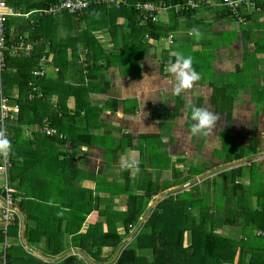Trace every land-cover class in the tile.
Returning <instances> with one entry per match:
<instances>
[{"label":"trees","instance_id":"1","mask_svg":"<svg viewBox=\"0 0 264 264\" xmlns=\"http://www.w3.org/2000/svg\"><path fill=\"white\" fill-rule=\"evenodd\" d=\"M5 1L7 2V0ZM57 1L59 0H55L50 4ZM148 1L157 3L160 0H126V3L122 4L120 7L98 4L77 14L64 13L58 16L42 18L40 22L34 26L29 25L30 22L26 20L21 23V29L14 31L13 34L11 33V27L14 22L11 21V18L7 21V48L5 47L6 50L4 52L6 67L0 75V83L1 81L3 82L4 76L6 78L7 74H11L8 79H5V83L3 82V86L5 87V91L3 92L5 93L7 91V96L13 95V89L11 92L9 87L16 85L15 87L20 88L19 93L16 94L17 96H15L14 99H8V104L10 106L19 107L18 118L15 121H9L15 123L9 128L10 132L12 130L13 134L16 133L18 137L22 138L21 143L24 148L25 146L26 148H31L32 153H30V156L38 155L37 162L40 169V175L34 177L30 168H28L29 166H20V173L16 175L14 180L11 179L12 182L10 185L12 186L13 181L17 180V184L15 185L16 194H14V197L16 200H20L19 206L26 214L25 238L27 242L29 244L36 242L43 243L44 251L51 257H58L64 254L67 249L74 248L85 252L90 259L97 264L109 263L123 242L127 238H130L132 233L135 232L136 227L147 212L150 203L154 201L158 195L164 194L169 189L184 185L199 175L195 174V176H193L195 173L193 169H187L185 173L177 166V162L175 165L170 162V159L167 158L168 153L166 150L164 148H158L156 145L161 142L160 135H139V143L135 146L134 140H136V137L134 134L130 133L121 140V148H123V146L130 147L141 152V161L137 165L140 171H148L146 162L148 161L151 164L149 168L152 172L148 173V177L139 179V176H137L135 178L136 180L133 181L132 176L129 177L133 168H120L121 175L124 179L126 178V183L121 186L125 189L109 191V197H105L104 193H101L104 191L99 190L100 181H98V179H95L97 184L95 190L86 189L81 186V181L84 179L82 174L84 172L79 167L80 159L77 155L82 152L81 149L83 146L91 147L94 140L91 132L75 127L77 126L76 119L83 111V108L79 107V100L88 99L89 95L97 89L101 93L110 91L109 82L104 83V87H101V79H106V74L112 67L118 69L120 73L124 75L123 77H125V75H137L138 73L136 71H125L123 67H130L135 61L136 63H140L139 60L146 56V53L142 51L143 47H148V40H145L146 36L150 37L154 35L159 39L162 35L168 37L173 31L170 27H165L160 23L161 14L156 21L149 20L146 23L143 22L142 14L135 10L134 5L138 2L145 3ZM165 1L168 2L169 0ZM185 1L187 0H170L173 4ZM213 6L203 5L202 7L217 9ZM89 10H96L102 14L96 26H85V22H83V16ZM199 10L201 9L185 12L181 15L186 17L189 15L194 16ZM223 11L226 13L222 12V14L227 17L235 18L230 11H226V8H223ZM120 16L128 20L126 28L129 32H123L122 36L118 35L120 36L119 38H121L119 40L115 38L116 33L119 34L120 30L123 31L125 27L121 28L115 26V21L109 22L105 21L103 18L115 20ZM20 17L25 18L24 16ZM60 17H68L70 24L71 20L74 21L76 28L84 34L86 33L88 39L81 40V38L76 37L73 40L71 38L67 43V49H63L53 39L56 32L50 31L51 33L46 37L51 43L49 49L56 55L61 53L67 61V50L71 48L73 52L72 62L68 60V63H65L64 61L58 60L59 72L57 76L52 80L45 78L40 79V82L43 81V84L37 92L43 94V97L31 99L29 95L31 93L37 95V93L30 87L29 83L33 80H39L38 77L34 76V71L39 70V66H41L40 60L44 55L43 53L48 51H45L46 47L42 46L44 44L38 45L35 48L36 52H34L35 49H33L32 52L28 54L29 57L21 56L20 66H13L12 62L15 57L12 55V45L18 37H23L26 33L29 35V38L26 39L28 42L41 39L36 32L41 28L43 22L48 18ZM254 17L253 14H250V16L247 15L246 23L241 24L244 27V36L247 43L251 41L252 34L250 32ZM83 23L84 29L82 28ZM187 27L189 28L190 26ZM160 28L165 29L164 33ZM104 29L113 33V50L104 48L92 34L94 31ZM155 31H159V33L154 34L153 32ZM129 35H132V40L129 39ZM257 41L260 43V40ZM81 42H86L88 44L87 47H84L83 51L77 49ZM255 51L253 55L254 61L256 62L258 61L256 55L263 54L258 51H264V44L257 47ZM245 53L246 56L249 55V52L245 51ZM48 56L52 57L51 55ZM174 58L175 56H173L171 60L174 61ZM260 59L259 63L264 61ZM165 62L167 61L163 60V64H165ZM247 62L248 66H252L251 62ZM69 64L75 67L83 66L86 69V77L82 78V82L74 84L68 82L67 67H70ZM164 67L166 68V66ZM255 69L258 72H263L260 70V66H257ZM241 73L239 69L238 74ZM10 80L12 83L8 85ZM33 85L37 88L35 83H33ZM94 85H97L96 89ZM260 92L264 94L263 90H260ZM52 96L53 101L52 99L50 101ZM226 105L229 111L228 120L231 121L233 101H227ZM119 108L120 103L113 100L111 107L112 112L117 114ZM179 108L178 106L174 113L162 116L163 118H161V120L174 121L180 111ZM98 109L101 111L104 110V108ZM127 110L128 108L125 107L124 113H126ZM156 112L157 110L153 109L152 117H154ZM46 126L55 128L57 134L54 136L46 135L42 131ZM35 127L36 130L33 135L29 136L26 134L27 139H25L24 131ZM61 135L63 137H61ZM81 136L83 137L81 138ZM16 140L17 138L13 141ZM230 140L231 138L229 136V141ZM13 141H11V144ZM44 150L46 152H44ZM16 153L20 154V157L24 155L23 151H16ZM25 154H29V152L26 151ZM13 156H15V152L11 151V160L14 170L16 157ZM239 159H241V157L237 160ZM159 160L163 163L161 167H158L159 164H152ZM179 164L183 165L182 163ZM255 166L256 163H252L251 166L248 167H252L249 171L251 185L257 187L256 179L259 178L260 175ZM248 167L244 165L231 170L230 179L226 177L228 172H222L217 175V177L223 178L222 192L225 196H229L231 202V205L225 208L227 210L224 214H218L216 210L212 211L211 208H204V203L209 199V197H206L209 191L206 188L201 191L197 184L188 190L170 195L155 205L152 214L143 224L139 233L122 249L119 257L113 264H136L140 259V255L136 250L143 247V237L150 233V230L158 234L159 246L161 249V253L158 251L152 253L153 258L150 264H168L164 262L168 260L165 249L167 246H169L170 253H173L174 257L178 255L179 262L177 264H252L247 255L253 253L263 255L262 259L264 262V235L258 236L259 230L264 231V182L260 181L261 184H258L257 189L258 192H261L262 197L259 200L256 194L257 203L255 205L257 207H253L254 204H247L244 201L236 203L237 197H240L241 191L244 190L245 186L240 182L239 178L247 177L246 171L249 169ZM156 169L166 171V175L164 176L163 174L162 177L160 173L159 176H157ZM194 169H196V167H194ZM85 173H87V171H85ZM35 179H37V181L32 183L25 184L24 182L28 180L33 181ZM38 190L47 192L48 196L50 195V197H48L49 199H37L33 200V203V201L30 200V195L34 197V192ZM119 194L125 195L126 199L116 202V197ZM40 201L44 203L43 207L45 206L48 211V215L46 218L43 217L42 220L32 217L31 213L27 211V207L35 203H41ZM46 201L49 202L46 203ZM122 204H125V210H116V208L122 206ZM196 208H199L201 212H211L213 214L217 212L215 214L225 215V217L222 218L223 221H217L214 218L208 222L207 219L198 221L194 216L197 213ZM94 212H98V221H88L89 216ZM18 215V213L12 215L13 218L7 230L5 229V233L3 232L4 234L1 233L2 237L3 235L4 237L9 235L11 227L20 230L22 220ZM161 227H166V229ZM226 228L235 229L234 231L241 235L240 239L235 240L227 237L224 230ZM154 237L157 236L154 235ZM187 238L189 239V242H187L190 245L189 250H192L189 256L185 254L188 250L186 249L185 242ZM164 239L166 240L164 241ZM1 241L0 239V242ZM20 247L23 254H28L31 258L32 255L24 250V246L22 247L21 245ZM13 254L11 250H7L5 254L6 264L14 263L12 260ZM23 257L24 255H22V258ZM47 264L90 263L82 256L74 254L58 262H47Z\"/></svg>","mask_w":264,"mask_h":264},{"label":"crops","instance_id":"2","mask_svg":"<svg viewBox=\"0 0 264 264\" xmlns=\"http://www.w3.org/2000/svg\"><path fill=\"white\" fill-rule=\"evenodd\" d=\"M53 1L55 0H7V3L12 5V7H14L17 12L26 14L36 10L44 9L48 7ZM213 5L214 4H210L208 6ZM213 7H216L217 9L201 7V10H199V12H197L194 16L189 15L188 17L181 14H176L174 11H164L160 17V23L163 26L170 27L173 30L171 34L174 36V42L170 44L166 41L165 45L156 47L157 43L160 40H164V38L160 37L157 39V37L154 35L150 37L146 36L145 40H148L147 43L151 42V45H148L147 47L148 49H151V51L146 53V56L143 59L139 60L140 63H136L134 60L135 63L132 66L123 67L125 71L133 70L134 72L136 71L138 73L135 76L125 75V77L139 81L142 79L147 80L142 85L141 83H136L134 84L135 86L123 85L120 91L116 94L117 99L112 97V88L109 85L110 92L108 91L101 93L97 89L89 95L88 99L85 98L79 100V107L83 108V111L81 115L77 117V126L75 127L91 132L93 134L94 140L91 147L83 146L81 149L82 152L77 155V157L80 159L79 167L84 172L82 174L84 179L81 181L82 187L95 190L97 186L95 179H98V181H100L99 190L104 191L101 193H104L105 197H109V191L125 189L121 187L126 183V178L124 179L120 171L122 161H135L136 164H139L141 161V152L139 150L125 146L121 148V140H123L130 133L134 134L136 137V140H134L135 146H137L139 143V135H160L161 142L160 144H156L157 147L161 149L164 148L168 153L167 158L170 159V162L174 165L177 162L178 167L180 165L179 163L184 162L188 158L194 160L204 158L212 163L214 159H217L218 155L224 153L227 150V143H233V149L236 146H234L235 139H241L245 146H249V148L253 146V156H260L259 159L241 166L245 165L248 167L251 166L252 163H256L255 167L258 169L260 175V177L256 179V188H258L260 181L264 182V156L261 157V155L264 153V112H262L260 108L264 104V94L260 92V90L264 91V61L259 63L260 58V60H264V51H258L259 53L263 54L256 55L258 60L256 62L254 61L253 55V52H256L255 49L261 44H264V0H255L250 4H243L239 9L240 16L245 20H247V15L250 16V14H253V16H255L251 25L250 33L252 35L251 41L249 43L245 41L244 27L241 25L242 23L235 19L236 17L234 15L233 16L235 18L233 19L232 17H227L226 15L222 14V12L226 13L223 11V8H226L223 5L217 3ZM248 8H251V10ZM226 11L229 10L226 8ZM101 15L102 14L96 10L87 11L83 16V22H85V26H96V24L100 21ZM10 18L11 21L14 22L11 27L12 34L14 31L21 29V23L28 20L26 18H21L20 16H13ZM33 19L37 23L41 20L36 17ZM103 19L109 22L115 21V26H119L121 28L126 27L128 22V20L122 16L115 20L105 18ZM28 21L30 22H28L29 25L34 26L32 25L31 20ZM187 26L190 27L188 28ZM193 27L200 31L202 34L201 39L197 40L194 35L188 34L189 30ZM82 28L84 29V23L82 24ZM160 29L164 33L165 29ZM50 31L56 32V34L53 36V39L63 49H67V43L69 42V39L71 40V38L73 40L76 37L81 38V40L88 39L86 33L84 34L76 28L74 21L71 20L70 24L68 17L48 18L43 22L41 28L36 32L41 39H37L34 42H28L26 39L29 38V35L26 33L23 37H18V39L14 41L15 43L12 45V55L15 57L12 62L13 66H20L22 59L21 56L29 57L27 51L24 48H18V44L21 42L26 46H30L32 50L38 45L42 44H44L42 46L46 47L45 51L48 52H44V55L42 54L43 56L41 55V66H39V69L43 66V64L46 67V74L42 78L52 80L57 76L59 72L56 71L57 68L59 70V65L57 64L58 60L64 61L65 63H68V60L69 62H72L73 52L71 48L67 50V61L63 55H61V53L56 55L49 49L51 43L46 39V37L51 33ZM123 32H125V30H123ZM153 33L158 34L159 31H155ZM92 34L95 39L104 46V48L107 50L114 49L112 38L113 33H111V31L109 32L104 29L94 31ZM118 35L119 34L116 33L115 38L120 40L121 38H119L120 36ZM209 35L211 36L209 37ZM129 36V39L132 40V35ZM257 40H260V43ZM87 46L88 44L86 42H81L77 49L83 51L84 47ZM245 50H249L248 56H246V53L244 52ZM34 52H36V49ZM176 53H183L185 56H191L193 58V68L200 74V79L195 82L193 88L181 93L180 95H176L173 92L172 87L174 77L165 71V65L161 63V58H164L163 60L167 61L165 63H168V61L172 59ZM48 55L52 56V63L49 61L43 62V57ZM247 61H249V63L251 62L252 66H248ZM69 66L70 67H67V70L71 67L74 69L78 68L71 66L70 64ZM137 66L140 67L138 68ZM257 66H260V70L263 72H258L255 69ZM239 69L242 73L246 74H248V71L250 70L255 71L257 75L255 81H251L245 85L247 82L244 84V79L238 75ZM109 71L113 74L118 73L122 75L118 69H115V67H112ZM159 72L160 74H157ZM10 76L11 74H7L6 78L4 76L3 82L5 83V79H8ZM148 78H150V80ZM171 78L172 84L170 85L169 81L167 82V79L170 80ZM38 79L39 80H33V82L37 86V90H40L43 81L40 82L41 78ZM67 79L68 82L72 84L82 82L83 80L79 71L78 73L69 71L67 73ZM3 82L1 81L0 83L2 95L5 96L7 100L9 98L14 99V97L17 96L16 94L19 93L20 88L15 87L16 85L10 86V91L13 89V92L11 91L13 95L7 96V91L5 93L3 92L5 91ZM9 83H12L11 80L8 82V85ZM94 87L96 89L97 85H94ZM101 87H104V85H101ZM153 88H155V101L152 99L144 101L145 90H151ZM51 99L53 101V96L50 98V101ZM112 99L120 103V108L117 111V114L112 112ZM227 101H233L231 121L228 120L229 111L228 106L226 105ZM93 103L96 105V108L93 109H97V111L94 110L90 112L88 106H94ZM190 103L195 106L209 107L214 112H218L220 114V121L217 125V129L214 130V134L208 136L191 135L190 128L192 122L190 120ZM178 106L180 107V111L174 121L161 120V118H163L162 116L174 113ZM125 107L128 108L126 113H124ZM244 107H246V109ZM98 108H104V110L101 111ZM153 109L157 110L156 114H154V117H152ZM186 117L188 119H186ZM14 124L15 123L8 122L6 124V130L8 132L7 138L9 140L11 139L10 141H13L17 138L16 141L12 142L10 149V151L15 152V156L13 157H16V165L13 170V162L10 156V165L6 167L7 174L5 175L3 172H0V204L5 203L3 186L6 182H9L10 185L12 182L11 179L14 180L16 178V175H18L21 171L20 166H29L28 168H30V171H32L34 177H36V175H40V169L37 162L38 155L30 156V153H32L31 148H26V146L24 148L21 143L22 138L18 137L16 133L13 134L12 130L10 132L9 127ZM35 130L36 127L24 131V138L27 139L26 134L32 136ZM165 134H167L168 137H171L169 144H166L169 141L163 137ZM229 136L232 141H229ZM82 137L83 136H81V138ZM244 144H240L241 149L245 148ZM257 146L262 149L258 151L256 148ZM244 150L245 151L242 149V152L231 158L232 161L229 163L250 158L249 154L247 153L248 149L245 148ZM16 151H23V158L20 157L21 155L17 154ZM26 151H28L29 154H25ZM44 152L46 151L44 150ZM240 157L241 159L237 160ZM229 163L227 162L225 165ZM152 164H159L158 167H161L163 163H161L159 160L158 162H153ZM1 165H3L2 156H0V166ZM150 165L151 164L147 161L146 166L148 171H140V169L137 171L135 168H133L129 177L132 176L133 181L136 180L135 178L137 176H139V179L147 178L148 173L152 172V170L149 168ZM248 168L249 169L246 171L247 177L239 178V180L244 179L246 185L250 186L251 178L249 176V171L252 167ZM231 170L233 169L222 171L223 173L228 172L226 174L227 179H230L229 175H231ZM85 171H87V173H85ZM159 174L163 177V174L164 176L166 175V171H160L156 169V175L159 176ZM35 181H37V179L24 182L26 184ZM16 184L17 180L13 181L12 186L10 185L15 190L14 194H16ZM256 188H254V192L258 191ZM203 190H205V188H203ZM159 196L160 195H158L156 198ZM48 197H50V195L48 196L47 192L38 190L34 192V197H31L30 195V200H47L49 199ZM125 199V195L119 194L116 197V202L118 200L124 201ZM13 200L12 207L16 211L14 214H19L18 216H20L21 220L23 219L24 221V226L21 223L20 230L18 228L11 227L9 235L5 237L3 235L2 237L1 233H5V229L7 230V228H5V223L2 221V209L0 208V239L2 240L0 242V264H4V262L6 264L5 254L7 250H11V252L14 253L12 258L14 261L13 264H47V262L55 263L68 256L74 255L70 254L62 258V256L71 251V249L80 250L71 248L67 249L64 254L58 257H51L44 251L43 243L36 242L29 244L25 238L26 214L19 206L20 200H16L15 197ZM253 200H255L253 202L255 205L257 203L256 194H254ZM48 202L46 201V203ZM43 204L44 203L42 202L32 204L31 206L27 207V211L31 213L32 217L42 220L43 217L46 218L48 215V211L46 210L47 208H45V206L43 207ZM120 207L123 208L120 209ZM120 207H117L116 210H125L124 206ZM88 221L97 222L98 212L92 213L89 216ZM258 232L264 231L259 230ZM21 245L22 247L24 246V250L29 252L33 257L31 256L30 258L28 254H23L20 249ZM21 254L24 255L23 258ZM46 257L58 260L50 261Z\"/></svg>","mask_w":264,"mask_h":264},{"label":"rangeland","instance_id":"3","mask_svg":"<svg viewBox=\"0 0 264 264\" xmlns=\"http://www.w3.org/2000/svg\"><path fill=\"white\" fill-rule=\"evenodd\" d=\"M124 30H125V32H128V29L126 27L124 28ZM119 35L122 36L123 35V31L120 30ZM210 36L211 35H209V37ZM162 38H164V40H160L157 43L156 47H158V46L161 47V46L166 44L167 37H165L163 35ZM148 45H151V42H149ZM142 51L145 52V53H149L151 51V49H148L147 47H143ZM245 51L248 52L249 50H245ZM163 59L164 58H161V60H162L161 63L162 64H163ZM164 65L166 66L167 63H165ZM86 67H88V66H86ZM137 67L139 68L140 66H137ZM69 71L70 72H74V73H78V71H79L80 74L82 75V78L86 77V73H87L86 69L83 66H80L77 69H74V68L71 67L70 69L67 70V73ZM158 71H159V69H158ZM245 72H247V71H245ZM248 72H249L248 74H246V73L238 74L239 76H241L244 79V84H245V82H247L245 85H247L251 81H255V79L257 77L255 71H251L250 70ZM157 74H160V72L157 73ZM148 79L150 80V78H148ZM146 80L147 79H142L140 81L139 80H133L132 78L123 77L122 75H120L118 73L113 74L112 72L109 71L106 74V79H104V80L101 79V83H102V85H104V83L109 82V85L112 88V90H111L112 93H113L112 97L117 99L116 94H117V92L120 91V89H121V87L123 85L135 86L134 84H136V83H141V85H142ZM168 81H169V83L171 85L172 84V78L170 80L167 79V82ZM113 100L114 99H112V101ZM95 106H96L95 104H94L93 107L88 106L89 111L90 112H92L94 110L97 111V109H93ZM244 108L246 109V107H244ZM260 108H261L262 112H264V104ZM186 119H188V118L186 117ZM178 125L180 126L179 123H178ZM163 137L166 140L169 141L166 144H169L170 141H171V137H168L167 134H165V136L163 135ZM240 144L242 145L244 143H242L241 139H238V138H236L235 141H234V146L235 145L236 146L233 149H232L233 143H231V142L227 143L226 148H229V149H227L224 153L218 155L217 159H214L212 161V163H210L208 160H206L204 158H199L197 160L188 158L184 162H181L183 165H181V164L179 165L180 170H182V171H184L186 173L187 169L188 170L193 169V172H195L193 176H195V174H199V176H202V175L208 173L209 171H212V170H214V169H216L218 167H221V166L225 165L227 162L229 163V161L231 162L232 161L231 158H233L236 154L242 152V149H243V151H245L244 149L247 148L248 149L247 153L249 154V156L250 157L253 156L252 155L254 153V150L252 148L253 146L249 148V146H245V144H244L245 148L241 149V145ZM256 148H257L258 151H260L262 149V148H259V146H257ZM215 161H217V162H215ZM194 167H196V169H194ZM240 182L245 184V186H244V190L241 191L240 197H237L236 203L244 201L247 204H253L252 203V198H254V194H257L258 195V199L260 200V198L262 197V194H261L260 191L259 192L258 191L254 192V188H256V187H254L252 185L247 186L246 182L244 181V179L240 180ZM197 185L200 187L201 191H203V188H206L209 191V193L206 195V197H209V199H208V201L206 203H204V208L205 209L211 208L212 211L216 210L218 212V214L219 213L220 214H224L226 212V210H227L225 208H227L228 205H231V202L229 200V196H225L223 194V192H222L223 178L222 177H217V175H214L212 177H209V178L205 179L203 181V183L200 182ZM254 201L255 200H253V202ZM261 201H262V199H261ZM151 204H150V206H151ZM122 206L126 207L125 204H122ZM254 206H256V205H254ZM149 207H148V210L145 213V215L148 213ZM121 208H123V207H120V209ZM232 208H233V206H232ZM196 210H197V213L195 215L194 214L193 215L197 218L198 221H200V220L203 221V220L207 219V222H208L212 218H214L217 221H223L222 218L225 217V215L215 214L217 212H215L213 214L211 212L210 213L209 212L208 213L207 212H201V211H199V208H196ZM152 212H153V209L150 212V215L152 214ZM144 216H143V218H144ZM142 219H141V222L139 223V225L136 227V229L137 228H139V229L135 232L134 236L132 238H127L123 242V243H126L124 247H126L134 239V237L139 233V231L141 230L143 224L146 222L145 221L143 224H141L142 223ZM161 228H165L166 229V227H161ZM224 230H225V235L227 237H229V238L237 240V239H240V237H241L240 234H237V232L234 231L235 229L232 230V229L226 228ZM154 235H156L157 237H154ZM258 236H263V234L258 232ZM165 240L166 239H164V241ZM185 242H186V249H188L187 252H185V254H186V256H189L191 254V251H192L191 249L189 250L190 245L187 243V242H189V239L187 238V240ZM143 243H144L143 247L139 248V250H136V252L140 255V259L138 260V262L136 264H150L152 262V258H153L152 257V253H154L155 251H158L159 253H161V249H160V246H159V240H158V234L157 233H154L153 231L150 230V233L146 234L143 237ZM165 249H166V256H167L168 260H165L164 262H167L168 264H177L179 262L178 261V255L176 257H174L173 253H170L169 246H167ZM118 250H119V248H118ZM116 254H117V252L113 256V258L116 256ZM247 257L250 259V263H252V264H264L263 259H262L263 255H261V254H256V253L255 254L253 253V254H250V255L248 254ZM109 262H111V261H109ZM106 264H108V263H106Z\"/></svg>","mask_w":264,"mask_h":264},{"label":"built area","instance_id":"4","mask_svg":"<svg viewBox=\"0 0 264 264\" xmlns=\"http://www.w3.org/2000/svg\"><path fill=\"white\" fill-rule=\"evenodd\" d=\"M255 0H187L182 3L173 4L170 2H166L165 0H160L155 3L152 1H148L145 3L138 2L134 5L135 10L142 14L143 22L146 23L149 20L156 21L158 16L162 14L164 11L172 10L176 14H182L185 12H192L198 10L203 5H210L217 3L226 7L235 17L239 20L240 23H246L247 20L242 18L239 14V9L243 4H250ZM126 0H59L53 4H50L48 7L40 10H36L27 14H21L16 11V9L12 6H9L5 0H0V75L4 71L5 64V47L7 44V36H6V24L10 17L13 16H24L26 19L31 20L32 25H35V20L33 18L42 19L45 17H53L58 16L64 13L69 14H77L85 9L95 6V5H115L120 7L122 4H125ZM251 10V8H248ZM168 43L174 42V36L170 34L167 37ZM18 48H24L28 54H30L32 48L30 46L24 45L22 42L18 44ZM51 61V57L44 56L43 62ZM46 67L43 66L34 71V76L38 78H42L46 74ZM58 72V68L56 69ZM30 87L34 89L37 93H31L29 97L31 99L35 97H43V94L37 92V88L33 85V82L29 83ZM1 99H0V127L6 128V124L11 120L15 121L18 118L19 107L18 106H10L8 104V100L5 96L2 95V90L0 89ZM42 131L48 136H54L57 134V130L55 128H51L50 126H46L42 129ZM8 134L6 130V135ZM61 137H63L61 135ZM10 156L11 151H9L7 158L3 157V165L0 166V172H3L5 175L7 174L6 167L10 165ZM3 192L5 194L4 200L5 203L0 204V208L2 209V221L5 223V228H7L12 220V215L16 212L12 207L14 193L15 190L9 185V182H6L3 186ZM264 235V232H260ZM5 264V262H4Z\"/></svg>","mask_w":264,"mask_h":264},{"label":"clouds","instance_id":"5","mask_svg":"<svg viewBox=\"0 0 264 264\" xmlns=\"http://www.w3.org/2000/svg\"><path fill=\"white\" fill-rule=\"evenodd\" d=\"M188 34L194 35L197 40L202 38V34L195 27L190 29ZM52 61L51 58L50 62L52 63ZM165 71L174 77L172 90L176 95H180L181 93L192 89L195 82L200 79V74L193 68V58L191 56H185L183 53H176L174 61L171 59L168 61ZM154 93L155 88L151 90L146 89L144 101H147L148 99L155 101ZM189 108L190 120L192 122L190 128L191 135L208 136L214 134V130L217 129V125L220 121V114L214 112L209 107L195 106L191 103L189 104ZM10 149L11 141L7 138L6 128L0 127V156L7 158ZM121 168H135L139 171L138 165L135 161H122Z\"/></svg>","mask_w":264,"mask_h":264},{"label":"water","instance_id":"6","mask_svg":"<svg viewBox=\"0 0 264 264\" xmlns=\"http://www.w3.org/2000/svg\"><path fill=\"white\" fill-rule=\"evenodd\" d=\"M263 156H264V153L261 155V157H263ZM259 158H260V156H253V157H250V158H246V159H243V160H239V161H236V162L229 163V164H227V165H225V166H221V167H218V168H216V169H214V170H212V171H209L208 173H206V174H204V175H202V176L196 177L195 179L191 180L190 182H188V183H186V184H184V185H181V186H178V187H175V188L169 189V190L166 191L164 194L160 195L158 198H156V199L154 200V202H153V203L151 204V206L149 207V211H148V213H147V214L144 216V218L142 219V223H141V224H143V223L146 221V219L149 217L150 212L152 211V209L154 208V206H155L158 202L164 200L166 197H168V196H170V195L177 194V193H179V192H183V191H185V190H188V189H190L192 186H194V185H196V184H198V183L204 181L205 179H207V178H209V177H212L213 175H216V174H218V173H221L222 171H225V170H228V169H234V168H237V167H239V166H241V165H243V164H247V163L253 162V161H255V160L259 159ZM22 224H23V226H24V221H23V219H22ZM138 229H139V228H137V229L135 230V232H136ZM135 232L132 233V235H131L130 238H132V237L134 236ZM125 244H126V243H123V244L119 247V250L117 251L116 256H115V257L111 260V262H109L108 264H113V263L117 260V258L119 257V255H120L122 249L124 248ZM70 254H78V255L82 256L86 261H88V263H90V264H97L96 262L92 261V260L89 258V256H88L85 252H83V251H81V250H71V251L67 252L66 254H64V255L62 256V258L65 257V256H67V255H70ZM46 258H47L48 260H50V261H57V260H58V259H52V258H48V257H46Z\"/></svg>","mask_w":264,"mask_h":264}]
</instances>
